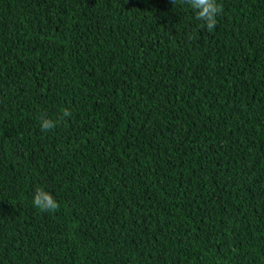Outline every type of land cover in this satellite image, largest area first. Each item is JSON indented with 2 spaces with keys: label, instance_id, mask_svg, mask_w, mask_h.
<instances>
[{
  "label": "trees",
  "instance_id": "1",
  "mask_svg": "<svg viewBox=\"0 0 264 264\" xmlns=\"http://www.w3.org/2000/svg\"><path fill=\"white\" fill-rule=\"evenodd\" d=\"M220 3L0 0V264H264V0Z\"/></svg>",
  "mask_w": 264,
  "mask_h": 264
},
{
  "label": "clouds",
  "instance_id": "2",
  "mask_svg": "<svg viewBox=\"0 0 264 264\" xmlns=\"http://www.w3.org/2000/svg\"><path fill=\"white\" fill-rule=\"evenodd\" d=\"M195 11L197 20L203 21L206 29L212 31L217 23V16L223 12V5L220 0H185ZM175 3V0H172ZM72 115L68 108H64L62 113L55 119L49 118L46 113H42L39 118L41 130L48 132L55 129L65 118ZM33 206L43 212H54L59 208V203L53 195L42 187H38L33 195Z\"/></svg>",
  "mask_w": 264,
  "mask_h": 264
}]
</instances>
